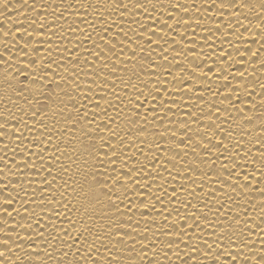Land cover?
<instances>
[{
    "label": "snow or ice",
    "instance_id": "6c2138e0",
    "mask_svg": "<svg viewBox=\"0 0 264 264\" xmlns=\"http://www.w3.org/2000/svg\"><path fill=\"white\" fill-rule=\"evenodd\" d=\"M0 17V264H264V0Z\"/></svg>",
    "mask_w": 264,
    "mask_h": 264
},
{
    "label": "bare ground",
    "instance_id": "6f19581e",
    "mask_svg": "<svg viewBox=\"0 0 264 264\" xmlns=\"http://www.w3.org/2000/svg\"><path fill=\"white\" fill-rule=\"evenodd\" d=\"M13 7H15L16 0H12ZM0 19H3V17H0ZM7 21H5V25H7ZM225 48H227V44L224 45ZM253 48H255V45H252Z\"/></svg>",
    "mask_w": 264,
    "mask_h": 264
}]
</instances>
